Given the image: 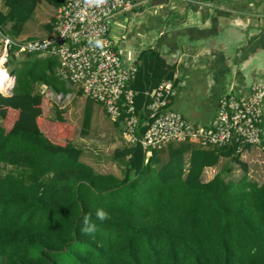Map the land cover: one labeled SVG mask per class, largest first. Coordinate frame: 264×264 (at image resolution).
Wrapping results in <instances>:
<instances>
[{"label": "trees", "instance_id": "1", "mask_svg": "<svg viewBox=\"0 0 264 264\" xmlns=\"http://www.w3.org/2000/svg\"><path fill=\"white\" fill-rule=\"evenodd\" d=\"M2 1L0 26L19 36L39 0ZM52 1L59 7L65 0ZM135 64L130 87L142 122L150 101L145 92L172 79L176 68L156 48L142 49ZM58 65L38 54L7 64L12 79L8 92H0V264H264V181L249 179L236 144H170L162 162V149L147 157L137 142L113 152L124 160L123 178L96 173L81 160L64 109L55 106L48 117L40 87L70 90ZM145 129L139 126L137 136ZM220 157L238 164L242 177L225 180L222 171L202 181L204 167ZM97 208L108 219L97 220ZM89 213L94 236L81 231Z\"/></svg>", "mask_w": 264, "mask_h": 264}, {"label": "built area", "instance_id": "2", "mask_svg": "<svg viewBox=\"0 0 264 264\" xmlns=\"http://www.w3.org/2000/svg\"><path fill=\"white\" fill-rule=\"evenodd\" d=\"M138 5L139 0H65L53 15L52 31L41 37L13 36L0 26V67L7 71L12 58L19 60L27 54L56 58L58 77L99 103L112 121L122 125L121 136L127 145L139 142L147 157L153 150L182 142L204 149L236 144L238 151L250 147L264 152L261 79L253 81L247 90L236 88L232 82L218 99L212 120L196 125L168 103L178 92V75L174 73L172 79L145 92L150 101L142 113L145 118L139 121L136 92L130 87L137 66L135 60H123L111 36L116 16L133 12ZM8 79H12L10 75ZM10 82L0 92L7 93ZM39 91L60 102L73 96L51 92L44 86ZM139 126L146 129L137 136Z\"/></svg>", "mask_w": 264, "mask_h": 264}, {"label": "crops", "instance_id": "3", "mask_svg": "<svg viewBox=\"0 0 264 264\" xmlns=\"http://www.w3.org/2000/svg\"><path fill=\"white\" fill-rule=\"evenodd\" d=\"M151 2L139 0V5L133 11L135 17L119 13L112 23V39L126 63L134 62L142 49L156 48L167 63L175 64L174 73L178 75L175 81L179 87L170 106L194 124H208L212 120L218 99L232 82L236 88L247 90L256 76L264 77V0H168L167 4ZM0 3V9L5 10L2 0ZM136 17L140 19L136 20ZM51 31L52 24H46L44 36ZM71 90L65 94L73 95ZM72 98L65 100V106L70 104ZM73 109L70 106L66 111L69 121L75 124ZM96 117L90 107L88 127L83 129L81 124L75 145H78L77 138L87 141L92 131L101 127ZM123 141V147L128 146ZM78 147L82 150L81 160L96 173L117 176L115 171L103 173L98 170L92 159L93 154L83 150L82 146ZM247 148L250 147L243 150ZM227 159L232 161L229 157H220L215 165L204 167L202 181L206 182L222 171L225 180H238L242 177L238 175L241 170L238 164L230 162L227 167H222ZM122 163L121 177L125 172ZM226 168L229 170L225 173Z\"/></svg>", "mask_w": 264, "mask_h": 264}, {"label": "rangeland", "instance_id": "4", "mask_svg": "<svg viewBox=\"0 0 264 264\" xmlns=\"http://www.w3.org/2000/svg\"><path fill=\"white\" fill-rule=\"evenodd\" d=\"M64 1V0H63ZM1 5V3H0ZM58 6L55 5V3L52 0H39L38 6L36 9V12L29 18L27 22L22 27V30L19 34V37H41L44 36L43 29H45V25L51 23L52 17L54 13L56 12ZM128 16L135 17L134 12H128L126 13ZM264 18V17H263ZM140 19V17L135 18ZM44 26V28H43ZM5 30L13 35L8 27H4ZM111 32H112V27H111ZM15 36V35H13ZM1 69L5 72L4 68L1 67ZM257 80L258 79H264L263 76H256L255 77ZM7 85L9 82L6 83ZM72 90L71 92L73 93V98L70 101V104L65 106L64 102L60 101H55L54 99H51L48 95L45 94L46 97H44L45 104L47 105V112H48V117L51 119L50 116L54 115V107L58 106L61 109H64L65 111V117L67 118V111L68 107L73 106V112L75 113L74 116V123L70 122L69 119L67 118V121L72 124L75 128V134L73 137V141H75V137L78 134L79 129H81V119L83 116V109H84V103L88 99L87 96L84 94H79L78 90L76 88L70 87ZM51 91V90H49ZM53 92V91H51ZM174 96L173 98H175ZM91 100V99H90ZM65 106V107H64ZM90 107L92 111H95V114L97 115L96 119L100 120V128H95L90 136L88 137L87 141L84 140H79L77 138L76 144L79 146L83 147V150H87L93 154V161L95 164V167L102 171L103 173H107L109 171H115L117 176L121 177L122 174L120 170L123 171V168H121V165L123 166L124 160L123 159H117V161H114L115 158L113 157V152L116 148L118 147H123L124 141L120 137L121 132H122V125L120 123H114L112 120L109 118V116L106 114L105 110L103 107L95 102L94 100L90 101ZM47 117V116H45ZM1 121V120H0ZM77 145V146H78ZM166 149V147H165ZM162 149L160 157L162 161H164L167 157L166 150ZM245 149V148H244ZM239 157L240 160L247 162L248 165V177L251 180L257 181L258 183L264 181V152L259 151L256 148H247V150H240L236 153ZM225 164L222 167H227L228 164L232 161L230 160H225ZM114 169L112 168V166ZM236 165V164H235ZM238 166V165H237ZM118 169V170H117ZM125 174V172H124ZM244 174L243 170H239L238 175L242 176ZM237 176H233L235 178ZM238 178V177H237ZM229 178H226L228 180Z\"/></svg>", "mask_w": 264, "mask_h": 264}, {"label": "clouds", "instance_id": "5", "mask_svg": "<svg viewBox=\"0 0 264 264\" xmlns=\"http://www.w3.org/2000/svg\"><path fill=\"white\" fill-rule=\"evenodd\" d=\"M97 220L103 222L108 219V213L102 209L97 208L95 212ZM84 235L94 236L97 232V225L92 221V214L89 213L83 217V227L81 229Z\"/></svg>", "mask_w": 264, "mask_h": 264}, {"label": "bare ground", "instance_id": "6", "mask_svg": "<svg viewBox=\"0 0 264 264\" xmlns=\"http://www.w3.org/2000/svg\"><path fill=\"white\" fill-rule=\"evenodd\" d=\"M8 77V73L3 71L0 67V88H4L6 86V83L11 81L8 79Z\"/></svg>", "mask_w": 264, "mask_h": 264}, {"label": "water", "instance_id": "7", "mask_svg": "<svg viewBox=\"0 0 264 264\" xmlns=\"http://www.w3.org/2000/svg\"><path fill=\"white\" fill-rule=\"evenodd\" d=\"M168 0H152L151 4H167Z\"/></svg>", "mask_w": 264, "mask_h": 264}]
</instances>
